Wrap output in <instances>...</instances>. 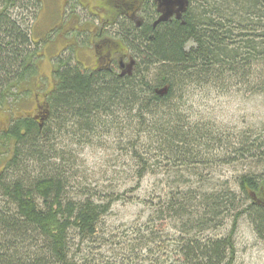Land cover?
<instances>
[{
	"label": "trees",
	"instance_id": "obj_1",
	"mask_svg": "<svg viewBox=\"0 0 264 264\" xmlns=\"http://www.w3.org/2000/svg\"><path fill=\"white\" fill-rule=\"evenodd\" d=\"M188 1L182 18L172 23L144 30L121 24L99 53L104 64L97 73L60 59L42 121L23 116L0 130V155L3 147L12 154L0 171V264H234L235 235L244 217L264 241V131L246 133L231 144L210 125L188 124L176 103H183L192 86L234 82L264 96V0ZM40 6V0H0V110L18 103L23 86L38 79L40 44L30 23ZM121 45L137 60L130 74L118 72ZM165 88L167 94L161 95ZM118 114L138 126V139L130 146L140 161V183L162 164L189 175L166 179L168 192L151 217L168 219L179 235L173 238V258L150 247L159 238L152 228L138 236L136 247H119L122 253L115 258L114 249L107 257L96 254L109 244L104 219L121 198L79 195L86 190L80 186L77 195L74 151L61 147L60 139L88 144L98 134L96 127L112 125ZM145 138L152 157L137 152ZM248 156L256 168L225 185L201 171L212 164L244 163ZM227 221L233 227L220 237Z\"/></svg>",
	"mask_w": 264,
	"mask_h": 264
},
{
	"label": "rangeland",
	"instance_id": "obj_2",
	"mask_svg": "<svg viewBox=\"0 0 264 264\" xmlns=\"http://www.w3.org/2000/svg\"><path fill=\"white\" fill-rule=\"evenodd\" d=\"M40 1L41 6L36 11L37 18L33 13L30 23L32 38L35 43L40 44L38 51L40 56L36 61L39 69L38 79L23 86L18 103L12 107L7 105L0 110L1 126L4 123L2 128L9 125L14 118L34 117L38 104L44 109L46 94L54 88L53 72L60 59L69 58L75 65L79 63L84 71H95V51L92 47L94 40L96 47L97 43H100L99 40L105 42L99 44L98 51L101 52L102 48H106L108 41L112 40L110 37L118 34L119 26L126 23L121 14L117 17L118 12L122 11V6L118 4L117 8L114 4H105L104 0ZM101 34L104 36L100 37ZM97 55L99 54L96 53V58ZM253 80L255 79L253 78L252 82ZM232 81L228 83L231 84ZM237 83L228 86L224 84L192 86L182 99L183 103L176 102L178 107L182 106L179 113L188 124L210 125L215 135L226 136L225 142L229 140L231 144L240 141L239 137L246 133L253 135L263 133L264 96L252 95L245 88L237 87ZM117 116L119 117L117 121L115 119L110 121L112 125H107L106 128L96 127L98 134L91 136L88 144L77 145L76 141L72 143L67 136L60 139L61 147L74 151L71 157L77 163L78 168L75 170L79 173L75 185L77 195L80 186L86 190L79 195L83 192L94 194L97 195L98 200L111 199L110 196L115 194L121 198L113 204L104 219V238L109 244L101 247L96 254L107 257L114 249L115 258L117 254L122 253L118 251L119 247L127 248L128 245L132 248L136 247L138 236L147 235L148 229L152 228L159 238L150 247L155 248V251L164 250L163 255L167 253L173 258V251L176 249L173 238L177 239L179 235L168 219L158 221L155 218V221H151V217H154L159 203L164 201L168 192L166 179L169 176L174 179L180 175L188 178L189 175L186 169H181L183 173L178 167H170L166 170L165 165L162 164L158 169L153 168L155 173H147L140 183V161L134 158V151L130 146L134 142L131 139L134 137L138 139L134 130L138 126H129L127 117L123 114ZM147 141L148 139L145 138L137 143L140 144L137 152L141 156L144 155V158L151 152L150 149H146ZM11 148L13 150V147ZM1 153L3 154L0 155V171L12 155L5 153L4 147ZM212 153L215 156L218 154ZM152 156L151 153L148 155V157ZM212 159L214 161V156ZM242 162H237L231 167L212 164L211 167L202 168L201 171L207 175L211 173L218 182L225 185L226 181H235V176L256 168L252 156H248L246 161ZM67 178L70 180V186H74L70 175ZM202 191L206 193L207 190L203 188ZM232 225L233 221H227L218 235L227 236ZM236 232L237 256L234 264H264V241L258 238L251 223L245 217L239 220ZM145 251L146 249L143 251L139 249L138 253L144 256Z\"/></svg>",
	"mask_w": 264,
	"mask_h": 264
},
{
	"label": "flooded vegetation",
	"instance_id": "obj_3",
	"mask_svg": "<svg viewBox=\"0 0 264 264\" xmlns=\"http://www.w3.org/2000/svg\"><path fill=\"white\" fill-rule=\"evenodd\" d=\"M106 1H109L115 6L118 4L122 6L121 8L123 11V15L127 18L126 22L128 23V26L129 27L130 25L131 27L133 26L135 30H141L144 27L146 28L147 26H150L151 28H157L158 26H160V24L155 25V23L162 17L161 12L163 8L160 7L161 4L159 0H106ZM144 6L146 7L144 8ZM149 8H151V10ZM177 11H178L177 8L174 9L173 17L169 19L167 23H172L175 20H179ZM98 42L100 43H97V47H96L95 40H94V43L92 46L93 50L95 51V60H94L95 66L94 67H95L96 73H97V68L104 64L100 60L99 55H97L98 58H96V53L97 54L100 53V51H98V48L100 47L99 44H103L104 41L99 40ZM121 48H122V51L120 50L121 52L118 54V58L116 60L118 61V68L119 70L123 72V75H125L126 73L130 74L132 72H130L131 70H129V64H131V62L134 61L133 67H135V65L137 64V60L135 59L134 56L128 53V50L123 45H121ZM41 108L43 107H41V105L39 104L36 106L37 113L34 116H35V119L38 121H42L43 119L44 113H43V109ZM3 125L4 123L2 124V126ZM2 126L0 124V128H2Z\"/></svg>",
	"mask_w": 264,
	"mask_h": 264
},
{
	"label": "water",
	"instance_id": "obj_4",
	"mask_svg": "<svg viewBox=\"0 0 264 264\" xmlns=\"http://www.w3.org/2000/svg\"><path fill=\"white\" fill-rule=\"evenodd\" d=\"M160 7L163 8L161 15L162 17L155 23V25L162 24L163 22H168L169 19L173 17L174 9H178L177 15L178 19L180 20L182 18L183 13L186 11L187 7L189 6L188 0H159ZM134 65V61L131 62L129 65V70ZM161 95L167 94V88L160 91Z\"/></svg>",
	"mask_w": 264,
	"mask_h": 264
}]
</instances>
